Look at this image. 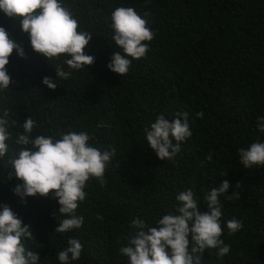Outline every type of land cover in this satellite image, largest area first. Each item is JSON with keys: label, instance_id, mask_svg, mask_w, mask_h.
<instances>
[{"label": "trees", "instance_id": "trees-1", "mask_svg": "<svg viewBox=\"0 0 264 264\" xmlns=\"http://www.w3.org/2000/svg\"><path fill=\"white\" fill-rule=\"evenodd\" d=\"M58 2L78 21V31L93 36L84 51L95 59L83 70H72L68 79H58L55 90L42 80H56V65L69 71L65 58L48 61L35 53L20 18L0 11V27L24 51L23 58L15 51L10 56L6 68L12 83L0 91V118L9 113L11 134L8 153L0 158V211L8 206L30 227L34 240L23 242L36 252L38 264H60L56 254L72 238L83 247L71 264H128L120 248L134 235L133 219L155 227L164 215L178 214L176 197L188 189L204 212L205 196L225 180L229 189L219 198L221 239L230 251L218 256V249L205 250L201 264H264V166L246 169L238 155L239 149L264 142L257 126L264 117V0ZM119 7L134 8L155 33L149 51L132 60L124 76L107 67L121 51L111 28ZM182 113L188 114L192 136L181 142L173 159L162 161L148 146L145 129L159 115L171 121ZM29 117L37 125L32 138L45 135L55 141L62 133L85 132L90 146L114 150L105 183L86 182L87 195L76 213L84 217L79 229L55 233L66 217L54 219L59 204L53 193L25 201L14 194L22 181L15 178L11 161L21 147H31L15 140ZM233 194L239 196L224 197ZM233 218L242 228L229 236L226 225ZM189 241L191 253L190 236Z\"/></svg>", "mask_w": 264, "mask_h": 264}, {"label": "clouds", "instance_id": "clouds-1", "mask_svg": "<svg viewBox=\"0 0 264 264\" xmlns=\"http://www.w3.org/2000/svg\"><path fill=\"white\" fill-rule=\"evenodd\" d=\"M0 11L9 18L21 20V29L28 34L31 48L48 61H58L63 56L64 64L69 71L60 65L55 66L56 80L44 77L42 80L50 90H55L57 80L69 78L72 70L80 71L84 66L94 63V57L85 54V47L93 36L88 32L78 31V21L70 10L58 0H0ZM112 40L121 51L111 57L108 69L124 76L128 73L132 60H139L149 51L155 33L148 27V21L142 18L134 8L119 7L111 15ZM16 52L21 58L24 51L8 32L0 27V91L8 90L11 77L6 66L9 58ZM131 58V59H129ZM9 113L4 112L0 118V158L8 153ZM182 116V118H181ZM202 118L203 114L198 113ZM13 124L15 121L12 122ZM36 122L27 118L23 123V134L15 140L21 147L11 165L16 179L22 181L16 185L14 194L22 201L27 197L47 198L50 193L58 200L59 210L54 214L66 217L60 220L55 233H66L79 229L84 217L78 216L79 203L84 201L86 182L95 178L101 185L105 183L106 167L114 156V150L101 151L89 145L90 136L85 132L62 133L55 140L51 136L31 134ZM258 129L264 133V117L258 120ZM146 141L156 156L162 160H171L181 151V142L192 136L188 123V114H178L169 121L159 115L150 129H145ZM175 141V143L173 142ZM240 163L244 168L264 166V142L252 143L247 149H239ZM208 161L212 156L206 157ZM12 173H9V179ZM229 189L225 180L221 186L213 188L206 196L207 210L201 212L191 189L185 190L176 197L178 214H166L157 221L154 227L136 218L131 221L134 235L128 246L121 247L120 253L128 258V264H201L202 253L208 249H218L217 255L229 253L230 246L221 239L222 208L220 197ZM238 194L224 196L238 197ZM81 213V212H80ZM228 235H234L242 228L236 219L227 221ZM189 236L191 237V253H189ZM24 240H34L29 226L23 225L18 216L8 206L0 211V264H38L36 252L29 250ZM82 244L75 238L68 240V246L56 256L60 264H71L81 257Z\"/></svg>", "mask_w": 264, "mask_h": 264}]
</instances>
